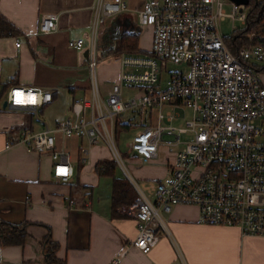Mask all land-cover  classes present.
<instances>
[{"label": "built area", "instance_id": "1", "mask_svg": "<svg viewBox=\"0 0 264 264\" xmlns=\"http://www.w3.org/2000/svg\"><path fill=\"white\" fill-rule=\"evenodd\" d=\"M229 2L232 13L228 17L244 26L246 6ZM222 6V0H143L136 23L139 28H151L150 50L142 56L118 57L119 80L102 101L97 79L100 26L125 12L126 4L99 0L88 48L92 99L74 101L73 117L53 129L20 134V142L28 149L50 156L55 178L65 183L72 166L67 153L56 148L54 134L67 139L85 137L90 145L104 143L124 169L115 123L131 114L129 121L122 119L137 129L126 144L129 152L146 164L162 148L169 151L165 158L168 177L157 182L154 200L132 182L137 191L126 212L133 216L137 232L131 245L144 254L156 246L161 234L170 236L160 214H169L178 205L197 207L201 224L234 227L242 236L264 237V84L253 68L264 64V47L232 54L219 32L220 21L226 17ZM56 22V15H42L39 33L54 32ZM237 29L234 26L232 31ZM68 46L81 49L84 41H70ZM169 63L182 65L183 70L167 71ZM124 85L135 87L139 95L123 99ZM7 101L11 108L34 109L50 103L52 95L12 87ZM163 106L170 110L163 113ZM184 109H190L191 118L183 126L175 125ZM110 264L119 261L113 259Z\"/></svg>", "mask_w": 264, "mask_h": 264}, {"label": "crops", "instance_id": "2", "mask_svg": "<svg viewBox=\"0 0 264 264\" xmlns=\"http://www.w3.org/2000/svg\"><path fill=\"white\" fill-rule=\"evenodd\" d=\"M98 1L0 0V14L21 32L17 37H0V223L23 226L26 234L22 245L0 242V264H47L46 239L56 244L55 256L65 264H110L113 259L119 264H264V237L242 236L234 227L201 224L198 208L187 205L160 214L170 236L161 234L156 246L144 254L131 245L137 232L133 216L111 217V178L95 170L98 162L114 160L104 143L90 145L85 137L67 139L55 133L56 148L67 153L72 166V175L63 183L55 178L48 154L20 142L22 132L53 129L73 117L74 101L92 99L88 48ZM142 1L124 0L126 11L100 26L99 42H109L133 26L141 34L136 11ZM46 14L57 16V29L44 35L39 33L38 24ZM146 30L150 33L149 48L139 45L140 35L138 46L148 53L152 30ZM78 39L84 41L83 48L68 46ZM110 59L108 69L117 71L110 87L102 83L106 80L99 73L103 66L97 65L102 101L119 80V60ZM259 76L264 84V74ZM10 81L14 85L5 89L3 84ZM12 87L47 91L52 101L34 109L11 108L7 95ZM169 110L162 107L163 113ZM127 114L129 121L132 115ZM126 126L128 131H137ZM168 152L162 148L154 161L144 164L127 150L122 154L124 169L114 160L122 173L116 176L125 178L131 187L135 182L137 190L154 200L157 182L168 177ZM132 190L136 196L137 190Z\"/></svg>", "mask_w": 264, "mask_h": 264}, {"label": "trees", "instance_id": "3", "mask_svg": "<svg viewBox=\"0 0 264 264\" xmlns=\"http://www.w3.org/2000/svg\"><path fill=\"white\" fill-rule=\"evenodd\" d=\"M21 32L7 19L0 14V37H17ZM140 29L124 32L106 43H98V58H118L120 55L142 56L147 52L141 50L138 46ZM252 35V38L248 36ZM224 43L232 54H236L241 49H247L252 46L261 45L264 47V0H249L246 6V24L231 35L224 37ZM258 74H264V65H253ZM14 85V81L3 84L5 89ZM128 123L121 122V119L115 123V132L128 130ZM130 125V124H128ZM116 135V134H115ZM116 164L114 160H102L95 165L98 175L108 176L112 182L111 195V217L112 219H121L128 217L129 214H121L122 208H128L135 199L132 187L125 178L116 176ZM130 217V216H129ZM23 226H15L7 223H0V242L2 245H22L25 239ZM45 252L47 254V264H65L56 258V244L50 239H46Z\"/></svg>", "mask_w": 264, "mask_h": 264}, {"label": "rangeland", "instance_id": "4", "mask_svg": "<svg viewBox=\"0 0 264 264\" xmlns=\"http://www.w3.org/2000/svg\"><path fill=\"white\" fill-rule=\"evenodd\" d=\"M222 5H223L222 10L224 11L226 17L220 21L219 32L222 36L227 37V36L232 34V32H233L232 28L234 26L239 28V27H241V25H240V22H238V21L232 22L231 18L228 17V15H230L232 13L229 0H222ZM131 17L135 22V15L131 14ZM141 31L142 32L140 34L139 45L146 47V48H149L148 44L150 41V39H149L150 33L146 30V28H141ZM98 43H99V39H98ZM109 60H113V59H110V58L99 59L98 60L99 66H103V67L100 70L98 67V70H99V73L102 72L103 76L106 78V80L103 81L102 83L107 82L105 84V86L110 87L112 82L115 81V80H111V77H115L114 74H116L117 71L114 68H111V70L108 69V61ZM111 63H115V60H114V62L111 61ZM166 70L170 71V72L182 71L183 66L182 65H174V64L169 63L166 66ZM97 73H98V71H97ZM262 77H263V81H264V76H262ZM166 79H167L166 75L163 74V80H166ZM99 81H100V77H99L98 82ZM99 84L101 85L100 82H99ZM99 88H100V86H99ZM137 92H138L137 89L133 86L131 87V86L124 85L122 88V96L124 97V99L136 97ZM179 113L181 114V116L183 118L174 122V124L178 125V126H183L185 121L191 118V111H190V109H184V110H180ZM127 117H128V114H124L121 117H119L118 119L119 120L120 119L127 120ZM122 131H118L117 137H116L118 150L121 154L125 153L128 150L126 147V144L131 141L132 135L134 134V131L136 132V130H134V131L122 130ZM182 140H185V138L183 137ZM99 145H101V144H99ZM110 158L113 159V156L111 154H110ZM148 164H150V163H148ZM75 167H76V165H75ZM120 170H121L120 167L117 166L115 173L122 174ZM101 179L105 180V178H101ZM106 180H108V179H106Z\"/></svg>", "mask_w": 264, "mask_h": 264}, {"label": "water", "instance_id": "5", "mask_svg": "<svg viewBox=\"0 0 264 264\" xmlns=\"http://www.w3.org/2000/svg\"><path fill=\"white\" fill-rule=\"evenodd\" d=\"M230 1L234 2L236 5H243L244 7L249 4V0H230ZM117 20L118 22H120L119 18ZM3 107L4 108L7 107V101L3 103ZM16 108H19V107H16Z\"/></svg>", "mask_w": 264, "mask_h": 264}]
</instances>
